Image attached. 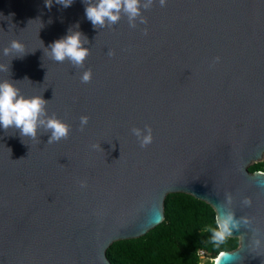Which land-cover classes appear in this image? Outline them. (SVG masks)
Wrapping results in <instances>:
<instances>
[{"label": "water", "instance_id": "obj_1", "mask_svg": "<svg viewBox=\"0 0 264 264\" xmlns=\"http://www.w3.org/2000/svg\"><path fill=\"white\" fill-rule=\"evenodd\" d=\"M145 3L101 27L85 0H0V81L70 126L52 142L0 128V264H112L108 248L161 224L172 193L239 221L214 264H264V171H250L264 159V0ZM70 30L90 49L82 66L51 58ZM13 40L24 53L4 54Z\"/></svg>", "mask_w": 264, "mask_h": 264}, {"label": "clouds", "instance_id": "obj_2", "mask_svg": "<svg viewBox=\"0 0 264 264\" xmlns=\"http://www.w3.org/2000/svg\"><path fill=\"white\" fill-rule=\"evenodd\" d=\"M56 3L65 8L72 5L74 0H55ZM87 7L85 14L88 20L94 26H105L106 24H115L121 16V12L127 14L131 19L141 16V0H85ZM161 4L165 0H160ZM53 0H46V6H52ZM151 0L143 4L144 8L149 7ZM143 23V17H141ZM86 38L79 31L70 30V34L54 41L49 49L51 58L55 61L63 62L65 59L71 61L76 66H82L86 57L89 55V48L84 47ZM13 52L24 53L22 42L13 40L9 47L4 49V54L9 55ZM24 55V54H23ZM23 55H17L22 57ZM0 65V70L4 69ZM92 77L91 70L83 73L81 79L88 82ZM47 100L43 96L25 97L20 90L10 81H0V128L4 130L11 128L18 129L21 136L35 139L41 128L50 130L51 136L49 142L58 141L66 138L70 132V126L56 117H49L46 109ZM88 123V117H81V125ZM134 134L140 139L141 145L146 146L151 143V130L147 135L144 131L136 128ZM231 200V197H229ZM245 203L250 204L247 199ZM245 223H250L249 218H245ZM216 227L212 229V242L219 247L228 237L233 235L234 229H238L239 221L234 218L233 213H227L223 216L217 215L215 220ZM259 244V240L256 241ZM226 253L221 251L220 257ZM217 264L219 261L217 260Z\"/></svg>", "mask_w": 264, "mask_h": 264}, {"label": "trees", "instance_id": "obj_3", "mask_svg": "<svg viewBox=\"0 0 264 264\" xmlns=\"http://www.w3.org/2000/svg\"><path fill=\"white\" fill-rule=\"evenodd\" d=\"M250 171H264V159L251 164ZM216 216L204 200L186 193L169 194L164 221L141 237L113 243L107 257L112 264H200L198 252L205 249L214 264L221 251L240 244L237 237H228L219 247L212 242Z\"/></svg>", "mask_w": 264, "mask_h": 264}, {"label": "built area", "instance_id": "obj_4", "mask_svg": "<svg viewBox=\"0 0 264 264\" xmlns=\"http://www.w3.org/2000/svg\"><path fill=\"white\" fill-rule=\"evenodd\" d=\"M198 254L201 259L200 264H202L203 262H206L209 258H211L209 253L205 249H200Z\"/></svg>", "mask_w": 264, "mask_h": 264}, {"label": "rangeland", "instance_id": "obj_5", "mask_svg": "<svg viewBox=\"0 0 264 264\" xmlns=\"http://www.w3.org/2000/svg\"><path fill=\"white\" fill-rule=\"evenodd\" d=\"M209 259H211V258H209ZM213 259V258H212Z\"/></svg>", "mask_w": 264, "mask_h": 264}, {"label": "bare ground", "instance_id": "obj_6", "mask_svg": "<svg viewBox=\"0 0 264 264\" xmlns=\"http://www.w3.org/2000/svg\"><path fill=\"white\" fill-rule=\"evenodd\" d=\"M214 262H215V260H214Z\"/></svg>", "mask_w": 264, "mask_h": 264}]
</instances>
